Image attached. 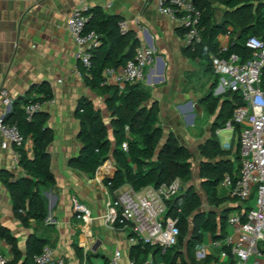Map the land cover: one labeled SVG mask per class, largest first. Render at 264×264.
<instances>
[{"label": "crops", "instance_id": "1", "mask_svg": "<svg viewBox=\"0 0 264 264\" xmlns=\"http://www.w3.org/2000/svg\"><path fill=\"white\" fill-rule=\"evenodd\" d=\"M80 3L100 7L104 13L117 16L126 22V30L133 33L139 44L146 43L155 50V63L147 69L140 84L149 95V103L158 106L160 144L171 135L188 151L196 148L201 157L200 146L215 136L222 148L232 147L235 151L234 130L215 124L221 103L228 97L226 92H222L225 95L218 93L220 87L215 88V75L205 62L185 55L182 29L175 20L157 11L154 0H0V87L8 90L19 107L24 100L42 97L39 88L42 84L54 100L42 107L46 126L52 133L47 150L54 176L53 183L38 187L45 219L22 225L0 179V224L15 237L19 256L14 264L25 260L26 243L31 234L46 239L53 258L62 257L66 264H105L116 250L120 251V264L133 262L128 233L107 226L103 218L106 205L113 197L103 183L106 174L114 168L112 159L106 160L94 175L68 164L81 147L79 122L75 117L78 100L81 97L90 100L107 126L111 115L106 108V96L98 95L84 82L79 48L67 30V18ZM209 94L217 97L213 112L204 103ZM2 113L0 102V116ZM1 143L0 136V173H9L12 178L24 175L19 161L16 163L13 158L16 148L3 149ZM31 147V140L27 138L23 148L28 156H31ZM74 200L90 209L93 219L89 224H84L73 211ZM244 202L234 204L247 206ZM211 241L210 235L204 233L201 243L207 245L204 257L212 256L216 264H229V258L221 254L222 248L208 245ZM0 252L8 262L14 260L11 245L2 238ZM145 262L163 264L161 256L151 251L139 256L138 264ZM28 264H34L33 258Z\"/></svg>", "mask_w": 264, "mask_h": 264}, {"label": "trees", "instance_id": "2", "mask_svg": "<svg viewBox=\"0 0 264 264\" xmlns=\"http://www.w3.org/2000/svg\"><path fill=\"white\" fill-rule=\"evenodd\" d=\"M202 10L201 25L203 31L201 41L193 50L185 47L184 53L191 59L205 62L207 69L212 71L213 54L227 55L237 53L246 59L249 50L245 41L251 36L264 38V0H194ZM213 3L225 7L224 19L213 21ZM86 30H94L99 34L100 45L91 51V65L84 68V82L98 95H105L106 108L110 112L109 126L105 125L100 112L93 103L81 97L75 109V117L79 122L78 140L81 147L77 155L68 160L72 168L89 175H94L106 160L112 159L113 170L103 179L104 185L113 193L124 185L138 192L147 187L158 188L164 183L178 179H188L192 173V163L188 149L179 144L173 136L162 139L158 124V106L149 103V95L140 82L127 84L124 89L116 86L103 85L102 72L106 67L123 65L134 55L139 41L131 31L121 32L120 19L115 15L106 14L100 7H88ZM231 30V43L227 52L220 53L217 37ZM182 34V33H181ZM216 79V77H215ZM261 86L264 87V67L261 71ZM42 97L28 101L46 100L51 98L45 84L40 87ZM215 124L225 127L231 118L232 111L242 104L240 96L235 92H226ZM211 94L205 97L207 109L213 112L217 97ZM15 100L5 121L16 124L22 135L31 140V156L23 147L18 149L19 164L24 175L12 178L9 173H0V179L6 186L12 203V210L24 226L31 220L42 221L46 217L44 203L39 192V185L53 183L54 176L50 170L48 145L52 141L51 130L46 126V115L40 111L31 120L25 118L22 107ZM110 130V131H109ZM215 130V128H214ZM235 151L232 147L222 148L219 140L211 136L200 146L202 159L198 171L201 188L205 193L209 209L202 208L199 195L191 187L180 189V192L166 201L167 215L177 218L179 235L177 243L163 248L144 244L141 240L130 246V259L138 264L142 253L153 252L161 256L163 264H216L212 256L196 258V247L203 242V235H210L212 241L223 240L227 234V218L230 213L240 214L242 221L250 209L248 206L235 205L237 199L220 195L219 183L226 173L237 177L239 170L238 126H235ZM126 143L124 149L122 144ZM230 201V202H229ZM242 202V201H240ZM243 209V211H241ZM0 238L11 245L14 264L19 256L15 237L9 229L0 224ZM47 240L31 234L26 243V258L22 264H28L34 254L39 253ZM228 250L227 246L223 247ZM264 255V241L258 245ZM108 264V260H105ZM229 264H234L229 257Z\"/></svg>", "mask_w": 264, "mask_h": 264}, {"label": "built area", "instance_id": "3", "mask_svg": "<svg viewBox=\"0 0 264 264\" xmlns=\"http://www.w3.org/2000/svg\"><path fill=\"white\" fill-rule=\"evenodd\" d=\"M159 13L175 20L182 29L184 45L191 50L201 41L203 26L201 25L202 10L194 0H154ZM88 5L80 3L75 6L67 18V30L79 48L78 58L84 68L91 65V51L97 48L101 41L94 30H86L88 15L85 13ZM121 32L126 31V22L120 21ZM231 28L217 38L220 53L227 52L231 43ZM249 57H243L231 52L225 56L213 54L211 67L216 77V86L222 92L237 93L242 104L237 105L231 118L226 122V128L238 126L239 170L237 177L226 173L219 183L218 189L225 196L238 201H247L256 191L255 208H250L245 220L242 221L237 212L230 213L227 225L230 228L223 240L211 241V247L222 248V255L231 257L234 264H247L254 258L253 264H264V255L258 245L264 241V87L261 86V71L264 67V38L251 36L245 41ZM156 60L155 50L146 43H140L131 59L118 67H106L103 72V85L116 86L124 89L127 84L141 82L148 68ZM0 102L3 113L0 116L1 147H14V161H19L18 149L26 143L16 124L5 121L6 114L11 110L15 98L4 87H0ZM54 100L28 101L23 104L25 118L31 120L35 113L42 111L43 104ZM225 147L228 146L226 143ZM124 149L126 143L122 144ZM182 182L178 179L164 183L158 188L150 187L141 191L131 188H121L113 192V197L106 205L104 222L107 226L128 233L130 244L142 241L144 244L171 247L177 243L179 230L177 218L167 215L166 201L180 192ZM73 211L84 224L92 221L90 209L73 201ZM89 234V233H88ZM227 246L228 250L223 247ZM207 245L196 247L198 259L206 254ZM34 264H66L62 257L53 258L50 245L43 246L39 253L33 255ZM120 251H114L108 264H120ZM0 264H8V258L0 252ZM131 264H135L132 262ZM152 264V263H141Z\"/></svg>", "mask_w": 264, "mask_h": 264}, {"label": "rangeland", "instance_id": "4", "mask_svg": "<svg viewBox=\"0 0 264 264\" xmlns=\"http://www.w3.org/2000/svg\"><path fill=\"white\" fill-rule=\"evenodd\" d=\"M212 2L214 0H211ZM224 15H225V7L217 4V3H213V21L215 22H221L224 19ZM205 76H208L207 74H205ZM221 95H225L224 93H220ZM196 148H191L189 150L190 153V160L192 163V173L190 175V177L186 180H184L182 182V188L185 187H191L192 189H194V191L199 195L201 202H202V208L203 209H209L210 205L207 202L206 196L204 191L201 188V184H200V177H199V171H198V167H199V163L202 159V156L200 157V155L197 153V151L195 150ZM220 195H225V193L223 191H220ZM256 191L253 192V194L251 195V197L245 201L244 203H246V205L249 208H255L256 205ZM230 230V228H229ZM252 258L247 262V264H253Z\"/></svg>", "mask_w": 264, "mask_h": 264}, {"label": "water", "instance_id": "5", "mask_svg": "<svg viewBox=\"0 0 264 264\" xmlns=\"http://www.w3.org/2000/svg\"><path fill=\"white\" fill-rule=\"evenodd\" d=\"M107 175V174H106Z\"/></svg>", "mask_w": 264, "mask_h": 264}]
</instances>
